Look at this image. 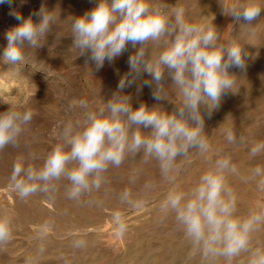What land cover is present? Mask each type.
Here are the masks:
<instances>
[{
    "label": "clouds",
    "instance_id": "clouds-1",
    "mask_svg": "<svg viewBox=\"0 0 264 264\" xmlns=\"http://www.w3.org/2000/svg\"><path fill=\"white\" fill-rule=\"evenodd\" d=\"M19 2L22 6L27 0ZM0 4H8L9 15L18 21L5 33V63L23 61L26 48L41 47L53 27L65 23L57 8L41 5L25 18L13 7L14 0H0ZM223 11L250 28L261 17L264 3L235 0ZM33 15L38 18L35 22ZM69 19L71 47L85 58V67L91 70L92 64L98 71L131 46L129 71L99 107H91L83 99L73 101L83 111L65 121L42 165L30 162L34 157L14 162L9 188L25 200L37 193H52L58 183L67 181V198L79 201L102 188L110 168H119L126 158L142 156L145 161L155 160L161 177L171 185L159 210L162 218L174 220L190 246V256L199 255L204 264H234L246 253L247 264H264V247H252L253 234L264 226V206L238 214L237 196L228 180L237 172L230 155L210 159V166L189 189L176 184V175L184 162H190V153L208 157L211 146L205 133V113L210 117L222 97L236 87L238 79L229 69L246 68L249 53L245 45L239 38L222 41L214 24L189 19L184 6L170 7L162 0H97L90 10ZM133 86L137 93L149 87L156 101L171 100V89L179 103H174L171 112L159 104L149 108L141 103L133 108L131 96L124 93ZM34 115L31 108L16 106L0 111V152L19 147ZM225 138L229 144L244 142L232 130H226ZM249 154L253 158L264 154V142L252 146ZM251 178L264 193V165L255 166ZM119 201L121 206L133 207L144 203L133 200L127 189ZM12 223L10 216L0 215V249L12 239ZM113 223L116 236L122 237L127 224L120 210L114 211ZM47 228L45 222L38 234L41 238ZM72 246L84 248L86 241L75 240ZM38 252L43 253L44 248ZM25 264H34V258L27 257Z\"/></svg>",
    "mask_w": 264,
    "mask_h": 264
},
{
    "label": "rangeland",
    "instance_id": "rangeland-1",
    "mask_svg": "<svg viewBox=\"0 0 264 264\" xmlns=\"http://www.w3.org/2000/svg\"><path fill=\"white\" fill-rule=\"evenodd\" d=\"M160 2V0H158ZM170 7L182 5L189 19L214 24L221 40L239 38L249 56L246 68L229 69L238 79L236 87L222 99L209 117L205 113V133L211 146L208 157L190 153L176 175V184L187 190L210 166L217 155H230L236 174L228 177L237 196L238 214L264 206V193L257 190L251 170L264 165V154L253 158L249 150L264 142V11L261 17L246 27L226 15L223 7L235 0H162ZM97 0H27L13 7L27 18L39 11L41 5L56 9L61 21L54 26L41 47L26 48L23 61L5 63L3 50L7 45L5 33L15 26L8 4H0V111L8 106L31 108L34 117L21 137L19 147L0 152V215L12 218V239L0 249V264H25L29 256L34 264H204L199 255L190 256V246L171 217L162 218L159 204L171 187L159 172L155 160L142 156L126 158L119 168H110L107 182L99 191L70 200L65 193L67 181L57 184L56 191L37 193L25 200L9 188L8 177L14 162L20 157L40 166L57 142L56 134L70 117L83 110L72 102L86 100L91 107H99L116 90L119 79L129 71L128 56L133 49L107 61L100 70L77 56L68 33L70 16H79L95 6ZM264 3V0H262ZM34 22L38 18L32 16ZM92 71V75L90 72ZM147 75L144 79H147ZM166 83L170 84L168 80ZM171 100L156 101L152 90L145 86L126 88L133 108L141 103L149 108L159 104L169 112L179 103V97L169 89ZM226 130H232L244 142L229 144ZM258 179V178H257ZM152 185V187H146ZM127 189L133 200H142L140 207L120 205L119 196ZM122 212L127 231L122 237L115 234L113 213ZM48 223L47 234L38 235ZM83 239L84 248H74L73 241ZM44 248L39 253L40 247ZM252 247H264V226L253 234ZM248 255L242 253L234 264H247ZM220 264H223L221 261Z\"/></svg>",
    "mask_w": 264,
    "mask_h": 264
}]
</instances>
